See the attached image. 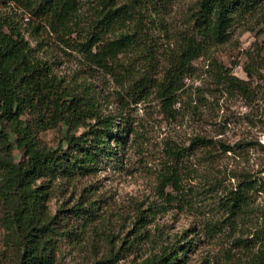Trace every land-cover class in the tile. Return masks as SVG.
Returning a JSON list of instances; mask_svg holds the SVG:
<instances>
[{"label": "rangeland", "instance_id": "374dc122", "mask_svg": "<svg viewBox=\"0 0 264 264\" xmlns=\"http://www.w3.org/2000/svg\"><path fill=\"white\" fill-rule=\"evenodd\" d=\"M79 1L87 8L94 0ZM190 1L182 0L167 23L179 22ZM27 13L18 6L0 7V15L14 18L36 49V59L48 63L62 84L81 94L93 92L105 115L124 113L135 128L124 147H115V154L105 157L96 173L57 180L49 187V215L79 201L95 214L87 226L80 225L78 235L59 237L56 264H139L163 244H188L182 264H253L257 248L250 245L263 225L264 190L254 194L259 212L236 221L226 198L244 177L264 183V4L233 30L229 41L194 62L172 109L157 92L144 93L136 102L129 94L133 84L122 85L90 69L81 54L70 52L55 35L35 36ZM153 40L156 60L163 66L161 51L168 42L159 32ZM133 59L139 77L148 62ZM229 75L238 85L227 80ZM66 136L67 126L60 123L41 132L39 140L57 148L65 145ZM14 155L25 159L20 149ZM170 165L181 176V194L160 181ZM139 210L145 219L136 222ZM2 211L0 205V218ZM122 241L113 256L119 261L105 263ZM16 251L0 219V264H14Z\"/></svg>", "mask_w": 264, "mask_h": 264}, {"label": "trees", "instance_id": "16d2710c", "mask_svg": "<svg viewBox=\"0 0 264 264\" xmlns=\"http://www.w3.org/2000/svg\"><path fill=\"white\" fill-rule=\"evenodd\" d=\"M181 1L94 0L86 8L79 0H0V7L26 10L35 36L55 35L70 52L81 54L90 69L122 85L133 84L129 94L136 102L144 93L157 92L172 109L194 62L229 41L233 30L264 4V0H191L180 21L168 24L167 16ZM156 32L168 42L161 51L163 66L153 48ZM35 50L14 18L0 15V219L17 250L14 264H56L59 237L78 235L95 214L79 201L49 215V187L57 180L96 173L105 157L115 154V147H124L135 133L124 113L105 115L93 92L81 94L62 84L48 63L36 59ZM135 56L148 62L139 77ZM226 78L238 85L236 77ZM60 123L67 126L65 145H42L39 134ZM15 149L23 152V161L16 159ZM178 155L179 151L173 154L175 162ZM41 179L46 181L38 185ZM160 181L182 193L181 176L174 166L161 173ZM263 190L264 183L257 178L239 181L226 198L232 220L258 213L254 194ZM142 213L138 211L136 222L145 219ZM254 236L253 264H264V221ZM122 244L105 263L114 262ZM188 247L163 244L139 264H182Z\"/></svg>", "mask_w": 264, "mask_h": 264}]
</instances>
